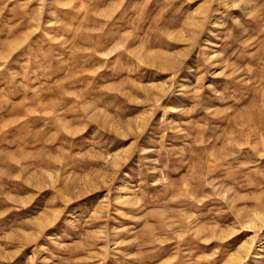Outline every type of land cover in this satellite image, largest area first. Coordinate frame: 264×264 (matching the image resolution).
<instances>
[{
    "label": "rangeland",
    "instance_id": "obj_1",
    "mask_svg": "<svg viewBox=\"0 0 264 264\" xmlns=\"http://www.w3.org/2000/svg\"><path fill=\"white\" fill-rule=\"evenodd\" d=\"M257 211L264 0H0V264H264Z\"/></svg>",
    "mask_w": 264,
    "mask_h": 264
},
{
    "label": "bare ground",
    "instance_id": "obj_2",
    "mask_svg": "<svg viewBox=\"0 0 264 264\" xmlns=\"http://www.w3.org/2000/svg\"><path fill=\"white\" fill-rule=\"evenodd\" d=\"M244 224H245V226L243 228L248 229V230H250L253 233H257L264 226V212L263 211L255 212L251 218H248L244 222ZM244 259H245V256H243L241 253L237 252V253H234L233 257L228 262H229V264H238V263H241V261L244 260Z\"/></svg>",
    "mask_w": 264,
    "mask_h": 264
}]
</instances>
